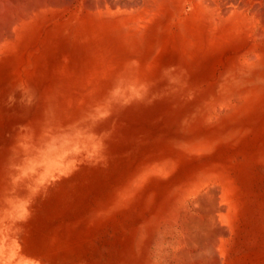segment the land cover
<instances>
[{
    "label": "rangeland",
    "instance_id": "374dc122",
    "mask_svg": "<svg viewBox=\"0 0 264 264\" xmlns=\"http://www.w3.org/2000/svg\"><path fill=\"white\" fill-rule=\"evenodd\" d=\"M56 1L0 64V264H263L264 0L230 39L197 27L189 0L147 17L131 11L140 0H128V28L86 13L101 0H85L83 12L80 0ZM162 159L176 163L178 178L221 164L241 186L236 211L215 198L229 206L210 225L226 231L224 253L216 242L183 258L168 226L137 251L135 228L149 206L201 213L188 205L194 199L172 202L167 176L128 194L136 168Z\"/></svg>",
    "mask_w": 264,
    "mask_h": 264
},
{
    "label": "bare ground",
    "instance_id": "6f19581e",
    "mask_svg": "<svg viewBox=\"0 0 264 264\" xmlns=\"http://www.w3.org/2000/svg\"><path fill=\"white\" fill-rule=\"evenodd\" d=\"M53 1L55 2L56 0H53ZM84 1L85 0H80V2H79L80 10H82V12H83V8L81 9V7L84 6V8H85L87 3H88L87 2L85 5ZM118 1L119 0H117L116 4L114 2L112 3V2H109L107 0H101V1L93 2V3L91 1V2H89V5H87V7H86L87 10H85V11L92 19H94L96 16H99V15H101V16L104 15L107 18L115 17L117 19L118 26H121V27L124 26L125 28H128V4L130 5V3H128V0L126 3L123 2V4H121L123 0L122 1L120 0L121 3H118ZM124 1H126V0H124ZM130 1H132V0H130ZM169 1H171V0H140L139 4L137 3V6H136V3L134 4V1H132L133 4L136 6V9H135V6H133V8L131 7L132 8L131 11L139 12L140 16H143V17L154 16L155 14L159 15V13L161 14V12H159L162 10L161 8H163V6L166 7V4H168ZM189 1L192 3V6H191L192 10L191 11L194 12V17L196 20V26L199 28H202L204 33H206V31L209 29H211L213 31H220V32H222L223 36H224V34H226V38L228 36L227 34H230L229 36H231V37L235 36L234 35L235 33H233V36H232V34H231L232 30L237 29L235 31H239L238 27L240 26V24L242 22L241 20L244 17L246 18V16H248L247 14L250 13L251 7L252 8L256 7V5H255L256 2L259 5H260V3H259L260 1L263 2V0H189ZM56 2L52 3L51 0H0V64L3 62V60L5 58L7 59V57L15 56L13 54H15L18 47H20L19 45L22 42L23 37L26 36V33L29 31L31 26H33L34 23L40 17L42 18L41 14L44 13L43 11H50L51 7L55 6ZM257 7H258V5H257ZM259 7H261V6H259ZM258 8H255V9H258ZM164 9L165 8H163L162 11H164ZM255 9H254L253 13L256 11L258 12V10H255ZM261 10H259V13H261ZM51 12H52V9H51ZM257 12L254 13V15H257ZM251 15H253V14H251ZM254 15H253V19H255ZM45 16H47L46 13H45ZM245 18H244V20H245ZM256 19L257 20L259 19V22H260V18H256ZM39 20H41V19H39ZM141 20H143V19L141 18ZM41 22H43V20L40 21V23ZM136 22H138V21H136ZM140 22H142V21H140ZM263 22L264 21H262L260 23H263ZM255 23H257V22H255ZM142 24H143V22H142ZM245 25H246V23H245ZM248 26L251 27V26H253V24L252 25L249 24ZM141 28H143V27H141ZM258 28L262 29L263 27L261 28V26H259ZM139 29H140V27H139ZM229 29H232V30H229ZM250 29H248V30H250ZM260 29H258V30H260ZM226 30H229V31H226ZM243 30L240 29V31H243L244 34L246 32H248V30H246V29H243ZM245 30H246V32H245ZM138 31H140V30H138ZM223 31L227 32V33H224ZM230 31H231V33H230ZM237 33L239 34L240 32H236V34ZM254 34H257V33H254ZM220 35H221V33H220ZM248 35H249V33H248ZM248 35H246V36H248ZM259 35L261 36V33L258 34L257 36H259ZM209 36L211 38L212 35H209ZM221 36H220V38H221ZM241 36H245V35L242 34ZM254 36L255 35H253L252 37H254ZM216 37H218V36H216ZM231 37H229V39ZM219 39H215V41H214V38H213V43L217 44L216 41ZM240 39H241V37H240ZM246 39H247V37H246ZM225 40L226 39H224V42H226ZM247 40H249V39H247ZM250 40H253V39H251V37H250ZM240 41H243V39H241ZM219 43H220V41H219ZM219 43H218V45H219ZM246 43H244V44H246ZM254 43H258V42L254 41ZM242 45H243V42H242ZM252 45H253V42H252ZM217 46L213 45V47H217ZM252 47H254V46H252ZM256 50H257V48H256ZM252 51H254L253 53H256L254 55H257L259 52V51L255 52V50H253V49H252ZM259 54H262V53H259ZM258 57L259 56H257L256 58H258ZM248 59L249 58H247V60L243 58V60H245L244 62L247 61L246 64L249 61ZM237 97H235L236 100H237ZM220 102L225 103L222 100H220ZM227 104H231V103L228 102ZM225 108H226V106H225ZM232 108L233 107L231 106L230 109H232ZM222 110L225 111L224 108ZM226 110H228V109H226ZM217 116H219V115H217ZM217 116H215V118ZM212 120H216V119L213 118ZM15 135H16V133H15ZM32 136H37V135H32ZM10 144H8V145H10ZM201 146H204V148H207L208 145H205V144L199 142V147H201ZM217 146H218V144H217ZM210 147H211V145H210ZM199 149L200 148H198L197 150H199ZM5 150L7 151V149H5ZM173 161H174V159H173ZM174 164H176V163H174ZM174 164L168 162L166 159L142 163L140 166H138L136 168L132 177L128 181V194H131L132 191H136V189H138V188L143 189V186L146 185V183L149 184L148 180H151L150 177L153 175L167 176V177H169L168 178L169 182L167 181L168 179H164V180H166V182H168V184H169V187H170L169 190L171 191L172 197H173L172 202L175 201V202L179 203V205H182V204L185 205L189 201L190 198L192 200L194 199L193 204L190 203L188 205H190L192 207L194 206L193 208H196L201 213L199 215L197 214L196 216H194L192 214L194 217L189 218V215L191 214L189 212H188L189 214L187 213V215H186V213L181 214L179 212V210H175V211L171 210L170 212L169 211L166 212L167 210L166 211L164 210L165 206H164V208L158 209L155 207L156 204H154L152 201V203L154 205H152V203H150V204L152 206H154L153 207L154 209L151 208V206H149L151 210L148 211L149 212L148 217L147 218L145 217L146 219L143 222H141V224L138 226V228H135L136 233H137V234L135 233V247H136L137 251L140 252L141 248L144 250L146 242H147L148 238L150 237L151 233H153L155 231L158 232L160 230V228H162V227L166 228V226H168L170 228V230L173 232V234L174 235L176 234V236H177L176 241L180 244L181 243L184 244L183 247L179 246L180 247V254L179 255L182 256L183 258H184V256L187 255V253H192L193 255H195V253H204V252L208 253V251L210 253V251H212V249L214 248V244L216 245V242H217V248L218 249L216 248V246H215V249L220 250L221 253H224L225 244L223 243L222 238L227 233L223 229H217V228L212 229L210 225H211L212 220L216 218V217H214L215 211H217L215 213H220L218 211L224 212V210H225L227 212V214H225V215H228V212H229L228 211V208H229L228 205H230L229 203H231L230 207L232 205H234V207L232 206V208H235V206L237 207L236 204L239 200L238 198L240 195L239 193L241 191V186L237 184V182L234 180V178H232L230 176V174H228L229 172L228 173L226 172V168L224 166H222L221 164H208V163L202 164V165H199L195 170H192V172H188V173H185L188 170L186 171V170L182 169V171L184 170L183 174L185 173V175H184V177H180V178H178V176L176 175V172L177 171L179 172V170L181 171V169L179 168V170L176 171V169H175L176 165H174ZM178 175H179V173H178ZM181 175H182V173H181ZM145 180H147V181H145ZM160 180H162V179H160ZM160 182H159V185L161 184ZM162 183H163V181H162ZM165 183L162 184V186L165 185ZM151 184H153V181L151 182ZM156 185H157V182H156ZM159 185H157V186L159 187ZM4 186H5V182L0 175V193L2 191H4L3 190ZM149 186H151V185L149 184ZM146 187H148V186L146 185L145 188ZM153 187H152V190H153ZM165 187L166 186H164V188ZM164 188H161V190H163ZM146 191H148V190H146ZM155 191H156V188H155ZM157 191H158V189H157ZM165 191H166V189L164 190V193H165ZM143 192H144V190H143ZM137 193H139V192H137ZM154 194H156V193H153V195ZM160 195L162 196L163 194L159 192V196ZM217 195H218L219 199H220V197H222L221 199L224 198V200L226 199L227 201H229V203L227 205L228 206L227 209H225V207H226L225 205L223 208L221 205L216 204L217 200L215 201V198L217 197ZM136 196H137V198H139L138 200H140V196L139 197H138V195H136ZM154 197H153V199H154ZM157 198H159V197L157 196ZM136 200H134V201H136ZM142 201H144V200H142ZM156 201L158 202V199L156 200V198H155V202ZM168 201L170 202L171 200L168 199ZM220 201H222V200H220ZM59 211H61V210L59 209ZM142 211H144V210H142ZM235 211H236V208H235ZM1 212H3V211H1ZM11 212H13V211H11ZM148 212H146V213H148ZM142 213H145V212H142ZM146 213H145V215H147ZM59 215H61V214H59ZM145 215L140 214V216H141L140 218L143 219L142 216H145ZM218 216H219V214H218ZM233 216H235V215H233ZM190 217H192V216H190ZM220 217H221V215H220ZM225 217H228V216H225ZM236 217H238V216H236ZM215 220H217V219H215ZM42 221H44V220H42ZM5 223H6V221H5ZM15 223H17V222H15ZM223 225H225V224H223ZM38 227H39V224H38ZM42 228H43V226H42ZM32 229H33V227H32ZM34 232H36V231H34ZM33 233L31 232V234H33ZM228 235H229V232H228ZM39 238H42V237L40 236ZM59 240H61V239H59ZM174 241H175V238L173 239V242ZM200 242L202 243V246H204V249L200 246L198 247V243H200ZM67 246H68V244H67ZM217 250H215V251H217ZM177 252H179V250H177ZM211 255H214V254L212 253ZM186 257L184 260L187 259ZM177 258H180V257H177ZM180 260L181 259H179V261ZM217 260L218 261L220 260V259H218V256H217ZM184 262H188V261H184ZM214 262L215 261H213V263ZM205 264H206V262H205ZM208 264H210V263H208ZM217 264H219V262Z\"/></svg>",
    "mask_w": 264,
    "mask_h": 264
}]
</instances>
